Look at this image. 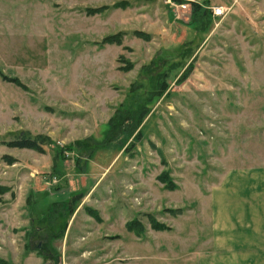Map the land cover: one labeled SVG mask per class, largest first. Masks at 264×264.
<instances>
[{"label":"rangeland","instance_id":"1","mask_svg":"<svg viewBox=\"0 0 264 264\" xmlns=\"http://www.w3.org/2000/svg\"><path fill=\"white\" fill-rule=\"evenodd\" d=\"M121 1L125 9L112 8ZM206 1L225 13L193 23V3L182 10L167 0H0V69L26 86L0 78V187L8 188L0 194V259L230 264L226 218L235 210L250 221L264 216V0ZM114 34L121 45L100 47ZM126 61L133 66L123 71ZM162 73L168 90L149 101ZM139 104L148 110L139 139L123 134L89 159L57 158V147L76 140L101 142L116 109ZM24 132L53 144L42 154L2 143ZM162 172L175 191L158 181ZM150 217L169 230L154 231ZM215 218L224 248L217 254ZM131 220L141 235L127 231Z\"/></svg>","mask_w":264,"mask_h":264},{"label":"trees","instance_id":"2","mask_svg":"<svg viewBox=\"0 0 264 264\" xmlns=\"http://www.w3.org/2000/svg\"><path fill=\"white\" fill-rule=\"evenodd\" d=\"M180 2V0H176ZM207 3L206 0H203V4L196 3L192 4V22H201L207 17H212L211 12L209 9H206L205 4ZM204 5V6H203ZM127 7L126 1H121L112 5V8L117 9H125ZM106 10L105 7L102 8H95V9H87L86 13L89 16L101 14ZM134 34L138 38H142L144 40H149L150 35L144 32L136 31ZM122 43V35L121 34H114L105 36L101 42L100 47L104 45H121ZM195 59V58H194ZM194 59L188 64L187 68L183 71L181 77L179 78V82L184 81L189 74L192 72L194 66ZM126 66L121 67L120 69L123 71H128L132 68V64L128 61L125 62ZM155 65V59L151 60L147 66H144L146 70L150 69L152 66ZM0 78L4 82H8L13 84L14 86L26 90V86L17 78V77H9L5 75L2 70L0 69ZM169 84L167 83V74L162 73L157 76L156 83L154 85V89L150 93V97L148 100L150 101L154 97L162 96L168 90ZM148 114V110L146 106L143 104H139L135 108H118L116 112L112 115V117L108 120L107 125L108 129L104 139L101 142H95L91 137L85 138L83 140H76L69 146L57 147V158L60 160L65 159V154L67 152H77V153H85L86 158L89 159L93 153L101 148H105L115 142L120 135L129 134L135 135V139H139L141 136V130L139 129L140 125L143 123L146 115ZM139 130V131H137ZM5 143L4 145L8 146L9 148H17V149H29L33 150L37 153H44V146L52 145L53 142L50 140L48 136L45 135H35L31 136L29 132L19 133L15 140L9 142H2ZM57 160V159H56ZM158 181L163 185V187L172 192L176 190V186L173 183V180L169 176L167 172H162L158 177ZM8 188L0 187V194L7 192ZM82 198L81 194H77L72 197L71 201L69 202L70 205L76 203ZM66 209V208H65ZM68 212L67 216H71L73 209H66ZM89 215L93 218H96L99 221L98 215L94 210L88 209L87 210ZM168 212L173 213L174 215L180 214L182 212L181 209L177 210H168ZM150 226L154 231H168L169 228L157 222L153 217L149 219ZM126 229L128 232H133L137 236L141 235L144 231L142 224L137 220H131L126 223ZM65 232V229L60 232L57 237L62 236ZM0 264H7L4 260L0 259Z\"/></svg>","mask_w":264,"mask_h":264},{"label":"crops","instance_id":"3","mask_svg":"<svg viewBox=\"0 0 264 264\" xmlns=\"http://www.w3.org/2000/svg\"><path fill=\"white\" fill-rule=\"evenodd\" d=\"M235 199H233L234 201ZM244 205V202L242 203ZM258 201H255L254 208L259 212ZM238 208V207H237ZM258 208V209H257ZM245 213V211H240ZM259 213L258 218L253 217L247 220L238 211L226 218L228 224L227 236L230 242L226 245L229 248L228 255L231 256L230 264H264V216ZM218 219L214 220V232L211 234V245L217 254L220 248V237L223 232Z\"/></svg>","mask_w":264,"mask_h":264},{"label":"built area","instance_id":"4","mask_svg":"<svg viewBox=\"0 0 264 264\" xmlns=\"http://www.w3.org/2000/svg\"><path fill=\"white\" fill-rule=\"evenodd\" d=\"M166 3L170 7L173 6L174 3H178L180 9L187 10L188 4L190 5L191 3H194V0H180V2H177L176 0H167ZM209 10L211 12L212 17H220L225 13L224 8L219 7V6L210 8Z\"/></svg>","mask_w":264,"mask_h":264}]
</instances>
